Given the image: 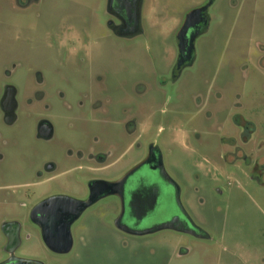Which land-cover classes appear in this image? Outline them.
<instances>
[{
    "label": "rangeland",
    "instance_id": "1",
    "mask_svg": "<svg viewBox=\"0 0 264 264\" xmlns=\"http://www.w3.org/2000/svg\"><path fill=\"white\" fill-rule=\"evenodd\" d=\"M203 6L209 21L193 62L172 82L179 31ZM141 16L142 32L121 38L109 31L108 0H39L25 11L0 0V102L12 84L19 104L12 125L0 107V258L5 219L24 223L49 197L81 201L90 179L121 175L155 144L208 238L169 229L127 238L104 227L97 205L73 225L66 254L29 230L18 255L46 264H264V175L252 173L264 155V0H143ZM38 74L47 98L30 106ZM96 100L102 107L91 112ZM43 119L55 126L50 141L37 137ZM131 120L137 130L127 136ZM245 130L251 138L236 154L229 143ZM96 138L118 145L111 162L124 153L113 168L91 173L93 163L66 157L65 144ZM52 163L57 170L46 171Z\"/></svg>",
    "mask_w": 264,
    "mask_h": 264
},
{
    "label": "flooded vegetation",
    "instance_id": "2",
    "mask_svg": "<svg viewBox=\"0 0 264 264\" xmlns=\"http://www.w3.org/2000/svg\"><path fill=\"white\" fill-rule=\"evenodd\" d=\"M13 2L18 10L25 11L39 0H13ZM142 6L143 0H108L109 31L121 38L140 34L142 32ZM199 9H202V15L193 21L192 27L186 34L188 41L186 50L180 49V35L183 26L179 31V56L173 68L174 79L172 82H176L182 71L192 64L194 41L201 29L208 24V6ZM78 43L79 46H82L87 42L79 41ZM66 46L76 48L77 42L76 40H69ZM7 76L10 74L7 73ZM43 82V77L38 74L35 88L28 93V105L46 102V93L41 89ZM17 93V88L12 84H5L2 88L0 107L7 125H12L17 121L19 108ZM58 93L61 98L65 97L63 92L59 91ZM101 107L102 101L96 100L90 106V111L94 112ZM44 108L49 111L50 105L45 103ZM136 125V120H131L125 124L124 130L127 136L136 134ZM54 135L55 126L53 122L43 119L38 123L37 137L39 139L50 141ZM251 135V131L245 130L241 131L240 137L232 139L229 144L231 148H234L236 154L243 151L244 147L248 145ZM65 149L68 159L79 162L87 161L96 165L88 168L91 173L113 168L117 160H120L124 154L122 153V156L116 161L111 162V159L117 154L118 145L112 142H102L97 138L85 145L67 143ZM250 157L246 153L244 154L245 161L252 164ZM1 158L3 157L0 156ZM76 168L80 169L81 166ZM45 169L48 172H53L57 170V166L53 163L47 164ZM252 173L257 176L264 175V155L252 164ZM109 200L112 202L111 205L107 203ZM76 202H89V204L82 207V204H76ZM97 205L103 206L102 214L108 216V218L100 220L108 219L104 223V227H114L127 238L147 237L156 234L165 230L163 225L167 223H171L173 226L169 230L198 240L208 238L181 201V189L165 168L159 147L150 144L147 152L121 175L110 180L90 179L88 193L81 201L65 196L49 197L32 207L24 223L18 219H5L1 224V233L5 239V244L1 249L0 264H16L15 261L9 260L23 258L18 255V251L22 248L25 240L32 238L29 230H34L39 234L50 252L66 254L73 244L71 235L73 225L87 210ZM67 238L70 239L71 247L64 251H61L60 248H50L45 243V240L48 239L55 242L56 247H60L61 242ZM23 264L25 263L23 262ZM38 264L46 263L39 262Z\"/></svg>",
    "mask_w": 264,
    "mask_h": 264
},
{
    "label": "water",
    "instance_id": "3",
    "mask_svg": "<svg viewBox=\"0 0 264 264\" xmlns=\"http://www.w3.org/2000/svg\"><path fill=\"white\" fill-rule=\"evenodd\" d=\"M202 15V9H198V10H193L192 12H190L187 17H186V20H185V23L183 25V29H182V32H181V35H180V42H181V50H186V47L188 45V41H187V38H186V34L188 32V30L190 29V27H192V23L195 19L198 18V16H201ZM76 204H82V207L86 206L89 204V202H76ZM173 226L171 225V223H167L165 225H163V229H172ZM45 243L48 247L50 248H60V250L64 251V250H68L70 249L71 247V242H70V239H65L64 242H61V245L60 247H56V244L55 242H52L48 239L45 240ZM9 261H15L16 264H23V262L25 264H32V263H39L35 260H29V259H23V258H14V259H10Z\"/></svg>",
    "mask_w": 264,
    "mask_h": 264
}]
</instances>
